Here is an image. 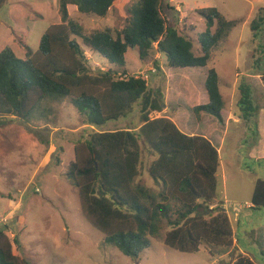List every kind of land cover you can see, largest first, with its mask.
<instances>
[{
  "label": "trees",
  "instance_id": "16d2710c",
  "mask_svg": "<svg viewBox=\"0 0 264 264\" xmlns=\"http://www.w3.org/2000/svg\"><path fill=\"white\" fill-rule=\"evenodd\" d=\"M116 1L61 0L62 23L44 33L37 52L27 46L22 59L11 47L3 49L0 110L28 122L44 102L70 98L93 131L78 141L67 177L78 189L84 218L125 256L139 259L165 226L167 247L197 253L207 244L222 255L233 248L235 233L218 199L222 161L218 148L204 136L184 133L169 118H153L168 108L163 91L150 88L147 80L125 68L128 50L136 49L142 62L158 52L172 69H205L238 21L228 20L217 8L200 9L206 30L199 37L198 55L193 41L163 17L162 0H138L128 25L116 33L111 28L87 31L69 12L74 6L81 19H103ZM251 29L253 39H261L264 9ZM82 44L124 69L122 74L118 77L112 68L93 74ZM260 47L264 54L262 42ZM255 63L259 65L256 69L264 66V57ZM204 87L208 102L195 106L193 114L198 120L209 115L224 124L225 102L216 69H208ZM239 90L240 119L257 138L260 106L249 84L241 83ZM136 111L140 124L135 129L105 130L109 123L127 119ZM143 150L154 157L149 172L161 187L158 193L136 181ZM251 203L253 210L264 208L263 179L256 181ZM14 241L0 229V264H29L14 253L17 238ZM261 254L264 257V248ZM211 256H215L212 251ZM235 264L254 263L240 258Z\"/></svg>",
  "mask_w": 264,
  "mask_h": 264
},
{
  "label": "rangeland",
  "instance_id": "374dc122",
  "mask_svg": "<svg viewBox=\"0 0 264 264\" xmlns=\"http://www.w3.org/2000/svg\"><path fill=\"white\" fill-rule=\"evenodd\" d=\"M60 1L0 0V53L11 47L24 59L27 46L37 52L44 33L62 23ZM137 1L117 0L103 19H81L74 6L69 7V12L87 31L111 28L116 33L128 25ZM203 8H217L228 20L238 21L213 51L207 68L172 69L158 52L142 62L138 50L129 49L125 69L147 80L150 88L163 91L168 108L153 118H169L184 133L204 136L220 151L218 199L232 223L233 248L222 255L207 244L197 253L173 250L164 243L166 223L139 259L125 256L106 243L104 235L84 218L78 189L67 177L78 141H84L93 130L66 98L44 102L28 122L0 110V229L12 243L17 238L14 253L21 259L29 264H235L244 258L264 264V208L249 207L256 181L264 180V66L256 69L259 65L255 63L264 57L260 47L261 42L264 46V29L258 40L253 39L251 29V23L264 9V0H162L163 17L193 41L198 55L199 37L206 30L198 14ZM81 47L93 74L110 68L117 70L118 77L122 74L124 69L113 66L83 44ZM210 68L219 75L225 102L224 124L209 115L198 120L192 111L208 102L204 84ZM241 83L251 86L260 106L257 138L240 119ZM137 112L109 123L105 130L135 129L140 124ZM143 152L136 181L158 193L161 187L149 172L154 157Z\"/></svg>",
  "mask_w": 264,
  "mask_h": 264
},
{
  "label": "crops",
  "instance_id": "0c3cea01",
  "mask_svg": "<svg viewBox=\"0 0 264 264\" xmlns=\"http://www.w3.org/2000/svg\"><path fill=\"white\" fill-rule=\"evenodd\" d=\"M219 152H220V151H219ZM218 178H219V175H218ZM252 206H253L252 203H250V204H249V207L251 208Z\"/></svg>",
  "mask_w": 264,
  "mask_h": 264
}]
</instances>
